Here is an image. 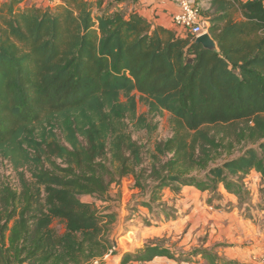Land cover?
Instances as JSON below:
<instances>
[{"label": "trees", "instance_id": "16d2710c", "mask_svg": "<svg viewBox=\"0 0 264 264\" xmlns=\"http://www.w3.org/2000/svg\"><path fill=\"white\" fill-rule=\"evenodd\" d=\"M201 12L216 49L104 0L0 1V157L19 174L0 181V264L102 254L114 215L81 196L108 200L130 173L153 197L172 184L240 195L235 176L264 175V0H209ZM137 102L169 113L147 165L129 130L152 129ZM157 255L174 258L145 244L120 264Z\"/></svg>", "mask_w": 264, "mask_h": 264}, {"label": "rangeland", "instance_id": "374dc122", "mask_svg": "<svg viewBox=\"0 0 264 264\" xmlns=\"http://www.w3.org/2000/svg\"><path fill=\"white\" fill-rule=\"evenodd\" d=\"M59 1L26 0L28 4L35 2L43 6H53ZM208 1L196 0L194 3L204 12ZM176 32L187 35L179 28ZM120 99L125 100L123 96ZM136 114L145 115L152 128L148 131L129 125L132 138L144 145L143 164L147 165L150 162L147 151L170 135L169 113L149 115L147 107L137 102ZM22 172L30 180V165ZM18 176V171L0 157V181L9 180L16 186ZM234 179L241 185L240 195L228 193L221 185L215 190L200 191L193 186L172 184L153 197L150 189L138 186L130 173L109 183L108 200L81 196L83 202L92 204L99 213H112L114 220L108 223L102 254L85 261L77 258L68 264H90L95 259L103 264L105 261L101 257L109 250L112 252L106 264H120L125 252H133L145 244L159 245L174 258L157 255L148 261L128 264H211L202 255H193L195 250L204 249L211 254L215 264H229L230 261L233 264H263L264 253L258 254L252 245L254 235L264 232V175L250 170ZM141 201H148L151 210L140 205ZM163 208L175 210L170 219L156 214ZM52 226L59 232L64 231L63 224L57 220ZM31 264L45 262L41 257ZM47 264L62 263L54 259Z\"/></svg>", "mask_w": 264, "mask_h": 264}, {"label": "crops", "instance_id": "0c3cea01", "mask_svg": "<svg viewBox=\"0 0 264 264\" xmlns=\"http://www.w3.org/2000/svg\"><path fill=\"white\" fill-rule=\"evenodd\" d=\"M191 1L195 2L196 0ZM106 2L112 3L116 8L123 10L127 14L137 12L156 25L176 30L173 24V16L179 10L176 0H104V3ZM254 236L252 247L259 252L258 254H263L264 232ZM103 264H106V261Z\"/></svg>", "mask_w": 264, "mask_h": 264}, {"label": "built area", "instance_id": "2783aa9c", "mask_svg": "<svg viewBox=\"0 0 264 264\" xmlns=\"http://www.w3.org/2000/svg\"><path fill=\"white\" fill-rule=\"evenodd\" d=\"M179 6V10L173 16V24L176 28L182 29L187 34H194L196 36L207 32V21L202 15L199 5L191 0H176ZM180 34V33H179ZM111 250L105 252L102 255V259L107 261L111 256ZM264 264V256L261 259ZM90 264H100V260H93Z\"/></svg>", "mask_w": 264, "mask_h": 264}, {"label": "water", "instance_id": "95a60500", "mask_svg": "<svg viewBox=\"0 0 264 264\" xmlns=\"http://www.w3.org/2000/svg\"><path fill=\"white\" fill-rule=\"evenodd\" d=\"M196 42L201 43L205 48L216 49V42L212 39L209 33L205 32L196 36Z\"/></svg>", "mask_w": 264, "mask_h": 264}]
</instances>
